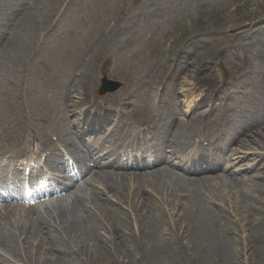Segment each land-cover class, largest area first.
<instances>
[{
    "label": "bare ground",
    "instance_id": "obj_1",
    "mask_svg": "<svg viewBox=\"0 0 264 264\" xmlns=\"http://www.w3.org/2000/svg\"><path fill=\"white\" fill-rule=\"evenodd\" d=\"M26 5L27 0H22L19 7L6 8L0 17V90L6 83L15 84L14 79L9 77L10 72L8 71L12 67L16 69L21 66L19 59L14 57V52L22 51L23 47L15 35H19L21 29L26 28L29 20V15L23 12ZM212 55L211 51H207L195 57L187 65L185 75L189 81L183 84H187L195 94L188 99L186 120L175 122L176 128L172 131L171 139L176 146L184 144L191 132L206 119L204 113L189 117V112L200 101H205L208 96L221 92V89L225 87L218 73L210 74L208 70ZM182 70L184 69H179V67L176 69L175 76L172 74L173 81ZM16 86L22 87L20 83ZM73 88L78 93V102H71L70 93L68 97L61 98V100L68 103L69 108L86 106L89 102L85 91L86 82L75 81ZM110 98L118 100L116 96ZM174 102L177 103L175 99ZM41 104L44 110L42 121L46 123L57 121L60 125L65 123L62 112H56L51 104L43 100ZM142 107L144 111L135 114L134 119L144 121L143 123H151L153 119H156V126H160L161 117L154 113L153 109L147 108L146 111V106ZM177 111L175 105L166 109L171 122L177 119ZM132 113L128 112V114ZM122 119L123 116L120 115L118 126L121 125ZM0 121H3L1 107ZM246 127H252L255 134H264V122L255 117L253 119L244 112L242 123L235 131L238 133ZM99 128L102 130L103 126ZM59 133L63 146L71 149L74 154H78L72 144L71 133L68 131H59ZM44 138H47L46 134ZM232 139L233 137L230 138ZM240 143L248 144L249 147L254 145L253 155L256 156L249 159V155L245 153L232 164L224 165L220 162L221 168L226 173L225 179H221L219 183L210 185L208 188L205 184L202 185L203 189L212 192V203L209 205L214 209L206 206L204 209H197L196 203L201 202V197L194 189L190 192V199L182 204L177 203L175 188L179 184L172 181L166 172H161L165 178L157 177L152 186L159 191V195L161 191L169 195L165 204L167 208L157 202L149 204L148 200L151 198L147 197L139 202L136 200L133 203L128 202L127 209L130 214H135L137 220V225L132 228L123 224L127 211L118 209L116 205L119 203L114 199L107 196L101 198L98 194H94V196L91 195V202L85 201L83 191L78 189L74 191L75 186L72 183L50 187L52 195L66 194L64 200L69 203L68 206H63L58 201V205L51 209L56 213V220L63 226L58 230L53 229L48 222L51 219L50 213L43 215L42 212H37L32 220L20 225V218L9 216L16 208L5 204L0 210V213L4 212L0 214V264H133V262H138V264H186L187 261L192 260L191 258L207 259L208 256L232 258L234 254L239 256L240 251L237 248L232 250L235 247L234 239L227 238L222 232V227L228 225L226 223L228 212L225 213L224 206L220 211H216L218 204L214 203H224L222 192L226 190L228 191L225 197L232 205L230 212H236L241 222L239 231L231 227L232 235L235 237L238 232H242L245 235L244 238L247 237L250 241L251 256L263 257L264 248L255 243L258 244L257 238L259 241H264L259 237V231L263 230L262 223L264 224V145H259L255 139L248 141L244 139ZM42 145L45 150L51 147L49 141L43 142ZM234 166L240 169L239 173L233 172ZM257 170L259 175L251 174ZM144 179L150 180L151 175H147ZM104 180L108 182L110 178ZM143 184L144 181H141L140 185ZM112 187L115 190L119 189L117 186ZM136 192L138 196L143 189L136 190ZM29 215V213L21 214L26 217ZM169 223L176 228V231L169 229ZM29 242L32 245H29ZM19 246L23 249L28 248L25 254L19 251ZM39 247L40 250L37 251L32 249ZM3 253L8 254L9 259L4 258Z\"/></svg>",
    "mask_w": 264,
    "mask_h": 264
},
{
    "label": "rangeland",
    "instance_id": "obj_2",
    "mask_svg": "<svg viewBox=\"0 0 264 264\" xmlns=\"http://www.w3.org/2000/svg\"><path fill=\"white\" fill-rule=\"evenodd\" d=\"M37 7L38 14L35 19L31 15L26 27L27 46H43L25 67V79L31 80V86L28 92L17 95L15 87L5 85L0 93L2 105L23 108L54 88L71 70L79 74L78 64L89 61L100 45L99 39L113 30L110 40L100 45L115 64L111 79L127 84L138 75L147 78L149 73L156 78L152 71L160 75V69L154 66H164L170 57L173 62L178 49L187 43L179 57L182 62L194 60L196 53L211 51L213 66L220 69L219 78L243 79L245 97L264 106V0H47ZM103 55L100 50L91 60L93 70ZM254 136L264 145V134ZM251 174L259 175V171ZM127 215L133 226L132 216ZM127 215L123 224L130 228ZM228 218L222 230L227 238L234 239L232 250L237 248L239 256L191 258L186 264H264V256H251L250 241L242 232L232 235L231 227L240 230L238 214L233 212ZM262 227L259 237L264 240L263 223ZM257 242L264 248V241L257 238Z\"/></svg>",
    "mask_w": 264,
    "mask_h": 264
}]
</instances>
